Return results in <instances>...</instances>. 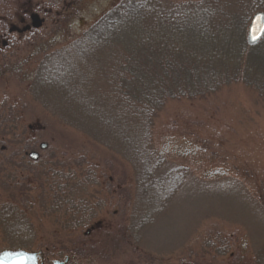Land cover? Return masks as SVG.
<instances>
[{
    "label": "trees",
    "instance_id": "trees-1",
    "mask_svg": "<svg viewBox=\"0 0 264 264\" xmlns=\"http://www.w3.org/2000/svg\"><path fill=\"white\" fill-rule=\"evenodd\" d=\"M66 2L46 0L45 6L59 10ZM259 11L264 12V0H119L82 35L47 52L32 74L30 94L52 118L55 130H74L90 145L129 163L134 197L117 228L103 229L101 222L89 227L105 206L104 198L88 195V187L99 184L96 171L79 164L59 171L50 148L45 154L50 159L40 164V128L36 134L19 135L17 123H9L20 119L18 113L4 108L0 251H33L35 220L42 226L47 218L54 236H61L65 263L99 264L126 257L128 264H137L143 230L169 209L191 176L189 167L173 164L153 146L156 118L168 101L205 100L233 84L264 93V37L255 45L247 40ZM33 152L39 156L33 158ZM116 190L120 197L123 190ZM96 231L103 239L88 242ZM47 249L35 251L39 264H51L54 247ZM139 257V264L153 259L143 253ZM256 259L255 264H264V243Z\"/></svg>",
    "mask_w": 264,
    "mask_h": 264
},
{
    "label": "rangeland",
    "instance_id": "rangeland-1",
    "mask_svg": "<svg viewBox=\"0 0 264 264\" xmlns=\"http://www.w3.org/2000/svg\"><path fill=\"white\" fill-rule=\"evenodd\" d=\"M118 1L67 0L57 10L45 6L46 0H0V111L13 107L18 113L20 119L9 123H17L19 135L36 134L40 128V164L50 159L45 155L50 148L59 171L78 164L96 171L99 184L88 187V195L104 198L105 206L89 227L101 222L103 229L117 228L129 213L135 190L130 164L90 145L74 130H55L30 94V84L47 52L82 35ZM34 14L42 20L39 27L33 25ZM152 143L173 164L189 167L191 176L169 209L143 230L136 263L143 253L153 259L142 264H255L264 243V93L233 84L205 100L168 101L156 118ZM117 186L123 190L120 197ZM0 192L4 194L2 187ZM35 224L33 251L53 246L49 262H64L61 236H54L52 222L43 218L42 226L37 220ZM99 234L87 241L99 242L104 237ZM68 246L73 248L70 242ZM126 260L99 264H128Z\"/></svg>",
    "mask_w": 264,
    "mask_h": 264
},
{
    "label": "water",
    "instance_id": "water-1",
    "mask_svg": "<svg viewBox=\"0 0 264 264\" xmlns=\"http://www.w3.org/2000/svg\"><path fill=\"white\" fill-rule=\"evenodd\" d=\"M33 25L41 26L42 20L38 14H34ZM264 37V12H256L251 20L248 28L247 40L250 45L257 44ZM33 158L38 157L37 152H33ZM68 261V259L66 260ZM0 264H39V256L37 252L26 249H4L0 251ZM54 264H63V262L55 260Z\"/></svg>",
    "mask_w": 264,
    "mask_h": 264
}]
</instances>
